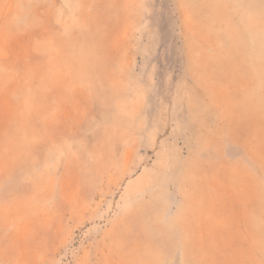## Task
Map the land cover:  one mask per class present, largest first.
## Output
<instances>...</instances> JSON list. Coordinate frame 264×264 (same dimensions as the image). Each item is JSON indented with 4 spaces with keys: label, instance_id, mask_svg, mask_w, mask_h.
I'll return each instance as SVG.
<instances>
[{
    "label": "rangeland",
    "instance_id": "374dc122",
    "mask_svg": "<svg viewBox=\"0 0 264 264\" xmlns=\"http://www.w3.org/2000/svg\"><path fill=\"white\" fill-rule=\"evenodd\" d=\"M0 264H264V0H0Z\"/></svg>",
    "mask_w": 264,
    "mask_h": 264
}]
</instances>
